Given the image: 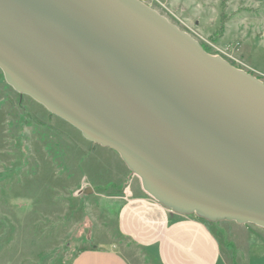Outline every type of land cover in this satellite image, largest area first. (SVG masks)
<instances>
[{
  "label": "water",
  "instance_id": "water-1",
  "mask_svg": "<svg viewBox=\"0 0 264 264\" xmlns=\"http://www.w3.org/2000/svg\"><path fill=\"white\" fill-rule=\"evenodd\" d=\"M0 71L171 212L264 229V81L143 1L0 0Z\"/></svg>",
  "mask_w": 264,
  "mask_h": 264
},
{
  "label": "rangeland",
  "instance_id": "rangeland-1",
  "mask_svg": "<svg viewBox=\"0 0 264 264\" xmlns=\"http://www.w3.org/2000/svg\"><path fill=\"white\" fill-rule=\"evenodd\" d=\"M141 1L209 53L264 81V0ZM127 184L140 185L115 151L87 141L30 97L18 103L0 71V264H66L93 246H110L130 264H157L153 249L143 252L117 233L112 197ZM208 225L229 264L233 255L242 264L252 259V241L264 244L256 225Z\"/></svg>",
  "mask_w": 264,
  "mask_h": 264
},
{
  "label": "crops",
  "instance_id": "crops-1",
  "mask_svg": "<svg viewBox=\"0 0 264 264\" xmlns=\"http://www.w3.org/2000/svg\"><path fill=\"white\" fill-rule=\"evenodd\" d=\"M117 190H121V193L112 198L119 203L118 235L132 239L142 251L153 249L157 264H229L222 259L220 246L209 225L199 218L171 212L147 196L140 185L136 188L127 184ZM243 233L245 231L240 232L241 235ZM248 246L255 247L256 252L246 264L264 261L262 241H252ZM239 259H235V264H242ZM66 264L130 263L110 246H93L79 248L74 252V259Z\"/></svg>",
  "mask_w": 264,
  "mask_h": 264
},
{
  "label": "trees",
  "instance_id": "trees-1",
  "mask_svg": "<svg viewBox=\"0 0 264 264\" xmlns=\"http://www.w3.org/2000/svg\"><path fill=\"white\" fill-rule=\"evenodd\" d=\"M203 48L207 51V52H209V50L205 47V46H203ZM200 221H202V222H204L205 224H207L208 225V223L209 222H207V221H205V220H203V219H200ZM217 224V223H216ZM233 246V245H232ZM232 252H236V251H232ZM232 264H235V256L233 255V261H232Z\"/></svg>",
  "mask_w": 264,
  "mask_h": 264
},
{
  "label": "flooded vegetation",
  "instance_id": "flooded-vegetation-1",
  "mask_svg": "<svg viewBox=\"0 0 264 264\" xmlns=\"http://www.w3.org/2000/svg\"><path fill=\"white\" fill-rule=\"evenodd\" d=\"M15 92V94L17 95V98H18V103H20L21 104V101H22V98L24 97V96H26V95H20L18 92H16V91H14ZM26 97H28V96H26ZM60 119V118H59ZM62 120V119H61Z\"/></svg>",
  "mask_w": 264,
  "mask_h": 264
}]
</instances>
